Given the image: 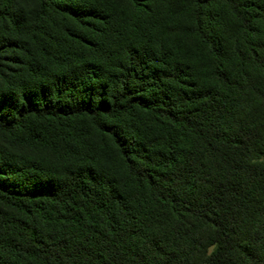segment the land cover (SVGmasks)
Returning a JSON list of instances; mask_svg holds the SVG:
<instances>
[{
    "label": "trees",
    "instance_id": "trees-1",
    "mask_svg": "<svg viewBox=\"0 0 264 264\" xmlns=\"http://www.w3.org/2000/svg\"><path fill=\"white\" fill-rule=\"evenodd\" d=\"M0 134V264H264V0H0Z\"/></svg>",
    "mask_w": 264,
    "mask_h": 264
},
{
    "label": "rangeland",
    "instance_id": "rangeland-1",
    "mask_svg": "<svg viewBox=\"0 0 264 264\" xmlns=\"http://www.w3.org/2000/svg\"><path fill=\"white\" fill-rule=\"evenodd\" d=\"M183 2H186L187 0H182ZM26 5H28V7H29V1L28 2H26ZM26 5H24V6H26ZM27 7V8H28ZM27 8H25L26 10H27ZM6 139H5V137H3L1 134H0V144L1 145H4L5 146V144H4V141H5ZM7 147H10V146H7ZM12 149H14V148H12ZM44 151H42V150H37V149H26V150H23L22 151V153H24V154H26V155H28L29 157H31V158H38V159H42V160H50L51 158H52V156H51V154L49 153H47V152H44ZM45 157V158H44Z\"/></svg>",
    "mask_w": 264,
    "mask_h": 264
}]
</instances>
